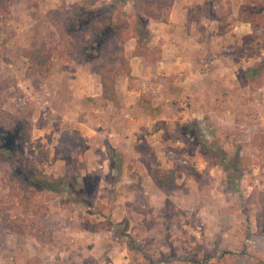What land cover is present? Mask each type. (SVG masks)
<instances>
[{
  "label": "rangeland",
  "instance_id": "rangeland-1",
  "mask_svg": "<svg viewBox=\"0 0 264 264\" xmlns=\"http://www.w3.org/2000/svg\"><path fill=\"white\" fill-rule=\"evenodd\" d=\"M79 1L15 0L0 26V106L31 127L27 157L43 168L46 178H68L70 186L59 193L36 194L48 209L46 223L53 234V241L41 242L29 232L21 233L14 223L6 176L11 168L0 165V264H260L264 80L248 78L245 70L264 59V38H255L251 25L241 20L250 0H188L194 13L200 12L194 4L202 3L200 13L213 30L203 35L205 46L194 54L196 64L190 71L179 70L180 62L170 73L156 71L145 81L132 74L122 77L117 92L132 91L130 106L121 104L118 96L115 102L106 101L99 77L86 62L56 58L47 76L26 74L23 51L35 43L58 44L65 12ZM130 9V4L122 9L120 20L129 22ZM159 40L151 38L148 55L140 56L144 66L160 59L165 42L160 45ZM135 45V39L124 45L131 59ZM221 63L228 86L216 88L220 98L194 108L188 76H202ZM78 65L100 83L99 101L85 110L82 102L70 100L67 112L82 122L88 114L101 119V137L82 135L72 121L58 125L54 80L68 78ZM211 86L209 81L206 87ZM107 124L112 128L105 130ZM82 128L90 130L83 124ZM194 128L208 140L210 151L191 134ZM74 132L81 144L63 155L62 140ZM226 152L241 163L232 172L237 188L229 185L228 171L218 161L229 158ZM157 168L175 169L178 186L159 188L153 176ZM79 197L89 203L76 200ZM126 220L127 234L135 238L139 253L127 247L129 235L122 232Z\"/></svg>",
  "mask_w": 264,
  "mask_h": 264
},
{
  "label": "trees",
  "instance_id": "trees-1",
  "mask_svg": "<svg viewBox=\"0 0 264 264\" xmlns=\"http://www.w3.org/2000/svg\"><path fill=\"white\" fill-rule=\"evenodd\" d=\"M15 0H0V26L9 17L11 5ZM131 5L129 22L120 20L123 8ZM174 0H81L71 6L65 12L62 26L59 31L60 42L48 45L45 42L35 43L31 49L23 51L27 59L28 76L40 74L47 76L51 73L54 60L62 61L71 59L86 62L92 72L100 79L102 96L106 101L117 100V84L122 77H131V58L127 55L124 45L135 39L136 45L132 56H147L151 42V31L147 27L148 19L159 22H167L169 10ZM257 5H260L257 6ZM241 20L249 23L252 35L255 38H264V1L250 0L243 8ZM160 45L164 43L159 40ZM158 48L151 49V52ZM245 75L255 77L259 81L264 80V59L247 67ZM71 136H64L60 153L67 155L81 144V138L74 132ZM193 136L200 139L204 150L210 151L208 140L197 129H193ZM31 127L25 122L14 118L8 111L0 106V165L11 168L6 172L7 184L10 192L9 209H14V223L21 233L29 232L38 241H53V234L49 231L46 218L48 209L45 202L38 201L36 194L50 191L59 193L70 188L68 178L49 180L44 175V170L38 163L27 157L26 145L31 141ZM114 150L111 149L112 157ZM237 153V152H236ZM226 160H218L228 171L227 182L232 188H237L236 177L232 172L238 170L240 160L230 156ZM235 156V155H234ZM4 166V169H5ZM119 170L120 166L117 167ZM155 183L162 190H172L178 186L175 169L157 168L153 172ZM238 178V177H237ZM76 200L86 205L87 199L81 197ZM251 212L246 215L247 225L245 236L249 237L247 229L251 223ZM94 230L99 229L94 225ZM129 221L126 220V228L122 231L127 234ZM91 229V228H90ZM129 235L127 247L133 254L141 251L135 244V238ZM264 264V260L259 261Z\"/></svg>",
  "mask_w": 264,
  "mask_h": 264
},
{
  "label": "crops",
  "instance_id": "crops-1",
  "mask_svg": "<svg viewBox=\"0 0 264 264\" xmlns=\"http://www.w3.org/2000/svg\"><path fill=\"white\" fill-rule=\"evenodd\" d=\"M174 0L173 7L171 9L169 19L167 22H159L154 20H149V29L151 31V36L154 39H163L164 45L161 53V57L155 63H149L148 66H144V60L140 56H134L131 59L132 63V75L138 77L139 80H143L153 74V72L165 71V74L173 71L177 65L181 63L180 69H187L190 71V67L192 64H196V60H194V54L200 52V48H203L205 44L203 43L202 38L203 35H210L213 30H209L206 25V18L203 16L202 3H196L197 10L199 13H194L192 10V5L188 0ZM215 21V20H214ZM206 27L207 31H202V29ZM210 28V26H208ZM200 28V29H199ZM214 33V32H213ZM216 36V34L212 35ZM206 37V36H205ZM180 52H183L182 56H178ZM147 63V62H146ZM65 66V65H64ZM224 64H220L216 66L215 69H211L210 71L202 74V76H196L195 74H190L188 79V85L192 90H194L193 98L190 103H193L194 108H198L197 103L214 100L215 98H220L221 95L216 97V88L217 87H226L227 76H221L220 71H225ZM149 68V69H147ZM227 68V67H226ZM235 68V66H233ZM232 68V69H233ZM61 72V71H59ZM88 72V73H87ZM69 73V72H68ZM64 74V73H63ZM60 75V74H59ZM221 76V77H220ZM68 78L64 79H55L56 81V99L55 106L57 110L60 112V122H58L59 127H63V124L66 121H72L74 128H77L82 132V135L87 137H94L95 134L99 137L102 135V128L98 127L100 125L101 119H97L92 114H88L83 116L84 121H78L71 116L67 110H69L70 100H76L83 103L88 110V106H93L94 102L99 101L100 96V83L97 78L93 76V74L86 70V67H74L71 69L70 73L67 76ZM145 81V80H143ZM211 82L213 86L207 89L206 84ZM216 84V86H215ZM136 88V85L134 86ZM124 90V88H122ZM120 89V93H118V97L126 106H130L132 100L128 104V98L133 95L132 91L129 89H125L124 92ZM210 89H213L210 91ZM104 117V116H103ZM68 124V122L66 123ZM82 124L85 125L86 128L90 130H86L83 132ZM113 125H106V129L112 128ZM112 134V133H111ZM110 134V135H111ZM96 136V137H97ZM104 149V148H103Z\"/></svg>",
  "mask_w": 264,
  "mask_h": 264
}]
</instances>
